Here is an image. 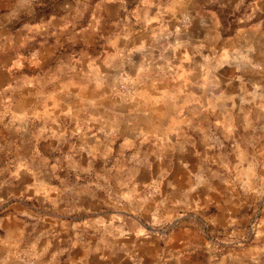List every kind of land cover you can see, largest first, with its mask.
<instances>
[{"label":"clouds","instance_id":"1","mask_svg":"<svg viewBox=\"0 0 264 264\" xmlns=\"http://www.w3.org/2000/svg\"><path fill=\"white\" fill-rule=\"evenodd\" d=\"M0 264H264V0H0Z\"/></svg>","mask_w":264,"mask_h":264}]
</instances>
